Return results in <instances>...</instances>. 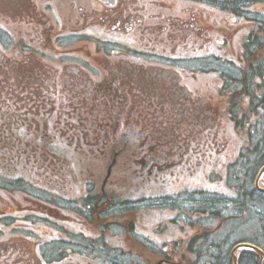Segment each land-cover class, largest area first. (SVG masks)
I'll return each mask as SVG.
<instances>
[{
	"label": "flooded vegetation",
	"instance_id": "obj_1",
	"mask_svg": "<svg viewBox=\"0 0 264 264\" xmlns=\"http://www.w3.org/2000/svg\"><path fill=\"white\" fill-rule=\"evenodd\" d=\"M2 1V3L0 1V9L11 10L15 14L17 23L27 20L30 24L24 28L32 29L36 34L35 39L41 38L38 40L39 43L47 42V46H54L46 52L52 57L48 58L46 54H32L23 60L21 73H25L30 82L33 79L32 83L28 82L30 84L24 86H17L14 82L4 79V65L14 71L15 64L8 54L0 52V124L13 126L16 122L17 132L21 135L18 138L21 141L24 138L29 139L30 135L33 139H38L37 141L42 140L43 136H49L52 141L66 137L65 140L78 141L79 144L81 140L104 139L109 141L111 155L116 153L120 142L124 141L125 153L133 156L135 162L140 161L142 171L158 172L177 163H186L184 167L190 165L194 152L201 151V154H205L210 149L212 136L222 143L225 142L224 121L220 116L219 104L213 105L215 100L211 87L204 86L203 90L189 87L185 80L192 72L189 75L186 69H178L179 65L174 63V60L178 59L174 54L178 51L180 43L176 39L168 40L169 29H160L150 24L153 14L151 8L146 9V5L143 4L146 16L144 25H149L151 31L150 34L143 31L141 36L142 26L138 21L132 23L126 33L116 31L121 29L120 24L114 27L112 24L115 21L110 18L115 12L112 8L115 0L107 1L110 10L102 8L101 11L93 14L92 18L88 15L82 16L81 19H68L69 16L78 15L76 8L72 6H63L64 9L59 7L57 10L51 3L40 6V0ZM189 2L192 4L187 5L188 10L196 11L207 5L206 0H189ZM143 6L135 7L142 9ZM236 8L237 11L242 10L241 5L237 4ZM97 19H105L103 20L105 26L96 28L101 21ZM162 19L167 25L164 16ZM88 20H92L90 24L86 23ZM93 23L96 25H92ZM77 29L88 32L89 37L85 47L64 58L63 55L58 54L63 50L59 45L64 43V38H73L76 35L73 30ZM234 31L227 32L233 34ZM143 39H146L144 44H142ZM163 45H165L164 50H162ZM182 45L190 46L188 42ZM167 48L173 52V55L166 56L172 62L163 63L164 51ZM191 59H196L195 53ZM20 97L25 100L19 104ZM142 97L144 99L140 101ZM44 99H52V101L50 100L48 106H43ZM103 103H108V106L105 108ZM33 104L34 107H38L37 114L35 108L31 109ZM116 105L120 107H115ZM93 111L94 120L90 122L92 116L89 114ZM58 112H61L62 125L59 129L57 126L60 120L54 122L55 118H53ZM27 124L32 128H28ZM89 125L106 127L101 131ZM219 136L221 139H218ZM154 140L156 142H153ZM131 142L136 144L139 142L133 153H130ZM222 143L220 145L224 148ZM28 144L30 143L16 141L12 145H3L1 151L12 156L11 159L18 158L19 162H26L24 167L31 172V177H35V173L42 166L44 167L42 171L48 176L53 175L54 178L58 177L67 181V184L72 183L73 186L78 182L77 176L82 177L83 171L80 170L77 175L75 168L64 154L54 152L50 147L42 151L37 148V143L32 147L25 146ZM76 152L89 154L92 151L88 149L85 152V149H80ZM66 154L74 155L69 150ZM186 156H188L187 160L184 159ZM22 157L26 159H21ZM16 161L14 159L11 163L15 164ZM73 179L74 181L70 182ZM21 180L17 179L16 191L24 188ZM86 183L87 189H90L89 185H94L92 179ZM9 195L12 193L9 192ZM90 195L88 192L87 195L82 196L81 204H73L74 201L71 200L72 207L70 205L60 207L73 212L74 217H69L68 213H63L61 217L49 213L47 209L30 206L15 209V211L27 212V217L24 219H14L19 212L15 215L11 214L10 210L1 213L0 222L4 221L2 224L8 229L10 236H6L8 239L0 240V264H23L19 258L14 259V253H19L22 246L15 239L24 236L23 231H28V234L25 233L27 235L29 233L42 235L40 226L50 225L54 217L61 222L56 224L58 228H66L77 234H81L84 224L87 226L107 224V218L124 222L120 218L114 219L116 215L107 214L106 201L100 204L103 194H98V197ZM33 199L39 203L51 202V198L46 197H33ZM5 217L10 218L5 219ZM52 225L54 226L55 223ZM24 237L32 241L33 251L37 257L41 255L48 264H99L100 260L101 264H111V260L112 264L116 263L115 253L110 256H100V260L96 261L85 260L83 249L80 247L81 241L78 240L76 245H38L31 237ZM9 239H12V245L5 244ZM37 245L38 249H35ZM92 246L94 251L98 247ZM61 247L64 249L55 253L54 249ZM130 247L131 249L128 246L118 247L128 249L125 264H141L142 246ZM30 251L33 252L31 249ZM68 252L74 255L66 259ZM112 256L113 258H110ZM38 262L41 264L39 257Z\"/></svg>",
	"mask_w": 264,
	"mask_h": 264
},
{
	"label": "rangeland",
	"instance_id": "obj_2",
	"mask_svg": "<svg viewBox=\"0 0 264 264\" xmlns=\"http://www.w3.org/2000/svg\"><path fill=\"white\" fill-rule=\"evenodd\" d=\"M1 3L3 2L0 0ZM46 1V2H45ZM111 2L112 0H40L39 5L41 6L44 3H51L54 8H57L59 10L60 8L72 6L75 7L77 11V16H69L68 19H74L78 18L81 19L82 16L87 17L88 15L92 18L93 14H95L97 11H101L102 8L106 10H110L108 8L109 4L107 3ZM0 3V5H1ZM144 5H146V9L149 7L153 11L152 17L150 19V24L155 25V27H159L160 29H169L170 35L168 40L176 39L178 43H180L181 47L184 43H189L190 48L189 50H193L196 47L200 50L199 56L202 58L197 59H191V57L184 56V54H189L186 51H184V48H181L179 45L178 54L179 58L174 61V63H177L180 65L178 69L184 68L188 71L189 75L191 73V76L186 77V83L188 82L189 87L191 89H204L205 87L210 86L211 92L214 96L215 102H213L214 106H218V102L221 101L224 103L225 98L220 96L221 94V87L220 82L229 80L230 78L227 77H233L237 78L239 76H242L246 72H248V68H245L246 65L242 66L240 68L238 66V58H236L237 62H232L231 64H228L229 61H214L212 58H209L202 53L206 52H213L214 51V45H216V39L220 40L223 44L226 43V50L223 51L227 53L229 56L228 58L234 57L233 54L239 53L240 50V38L237 35L231 34L227 32L228 30H234L238 26L233 24L227 25L226 22H230V17L225 18L224 15L216 13L214 10L211 9V7L202 6L203 9L199 8L198 10H188L189 7L187 5H191L192 3L189 2V0H115L114 6L112 8L115 9L114 15L110 16L111 20H114L112 25L114 27H117L120 24V32L126 33V31L129 29L132 23L135 21L141 22L142 30H141V36L143 35V31L145 33L150 34L149 25H144L145 21V11ZM196 4H198L196 2ZM142 5V9H137L135 6ZM64 6V7H63ZM180 6V8H179ZM184 6V7H183ZM182 7V8H181ZM251 10L256 11V13L259 10H263L264 6L261 5H254L250 7ZM83 12V14H81ZM162 16L165 17L167 25H165L164 20L162 19ZM206 19V21L204 20ZM101 20L99 24L93 23L92 25H96V28L99 26H105L104 21L105 19H97ZM16 17L11 10L6 9H0V23L4 24L7 28L10 29L11 33L14 34V38L7 39V42H16L21 39V36H26L30 32V28H24L28 27L30 24L27 22V20L22 22H15ZM92 20L86 21V23L90 24ZM164 22V23H163ZM239 23V22H238ZM17 25H19L22 28H19ZM223 26L225 30L221 29L220 27ZM244 27L242 25L239 30H241ZM70 30V29H69ZM222 32H225L222 34ZM239 32V31H235ZM234 32V33H235ZM3 35L0 33V38ZM149 36V35H148ZM237 36V38H235ZM180 38V41H179ZM2 41V40H0ZM146 43V39H143V43ZM84 48V47H83ZM165 45L162 46V50H164ZM196 52V51H195ZM164 54L173 55V52L170 51V48L164 51ZM174 54V55H175ZM185 57V59H184ZM234 58V59H235ZM22 60V58H20ZM205 64V65H204ZM211 67L215 68L216 71H210L208 75H205L207 71H204L206 68ZM247 69V71H246ZM5 70V76L4 79L9 80L11 82H14L17 86H24L28 82H30V79L20 73L19 71H11L10 68L7 65H4ZM240 70L242 72H240ZM225 73L221 74V72ZM250 72V71H249ZM248 72V73H249ZM216 73V74H215ZM195 74L196 76L192 75ZM33 80V79H32ZM32 80L30 83H32ZM234 80V79H233ZM254 84L251 87V92L255 96H260L259 93V87H257L258 82L253 81ZM28 83V84H30ZM218 83V85H217ZM234 83V81L232 82ZM20 84V85H19ZM235 84V83H234ZM235 90H238L234 88ZM206 93V92H205ZM208 95V94H207ZM242 94L241 96H243ZM143 97L140 98V101H143ZM25 99L20 97L19 104L22 103ZM52 101V99H50ZM49 99H44L43 106H48L50 104ZM33 101V100H32ZM226 104V101H225ZM240 104L244 105L245 101L244 99L240 98ZM18 105V104H17ZM16 105V106H17ZM104 107L108 106V103H103ZM63 107V106H62ZM115 107H120V105H116ZM35 108V112L37 114L38 107H34V104L31 106V109ZM60 108V107H59ZM62 110V108H60ZM90 114L92 117L90 118V122L94 120V111ZM53 118L54 122L56 120L58 121L57 129L61 128V112H58ZM53 122V121H52ZM95 126V125H94ZM1 127V124H0ZM11 128V127H10ZM2 129V127H1ZM7 130V128H6ZM70 132V131H69ZM13 134V132L9 133ZM10 135H6L5 138L7 140V144L12 145L14 143V139L9 137ZM29 139H22L17 138L19 143L28 142L30 144L25 146L31 147L37 142L38 139H33L32 135L28 136ZM49 136H43L42 140L39 139V142H37V145L39 149L42 151L45 149H50L54 152L59 153L58 151L53 150V146L56 141H52L49 139ZM66 137H64L65 139ZM216 140L215 138H213ZM218 139H221L219 136ZM245 138L240 133H235L230 136V143L228 147V151H218L216 153L217 156L214 157V154L209 157L208 154H204L205 159H201L199 157H196L194 159V165L192 166L189 171V174L187 175V169L185 172H183L182 169L176 171V177L174 176H167L169 172H165L162 174L163 181L157 180V178L161 175L162 172L156 173L154 171H142V164L139 163V167H137L135 163V158H128L127 156L121 154L118 155V158L115 159V165L113 167V170L109 176V178L104 182V175L105 170L107 168L108 163L98 161L97 157H93L90 159L87 164L84 163V166L86 164V168H91L89 171V176L94 181V192L98 193L101 191L102 185H107V191L110 192L109 195L113 196L114 198H123V200H119L121 202H118L117 204L119 206H115L113 208V211L111 214H123L126 213V209L129 208V211L132 210L133 215L131 216V220H133V223L135 224V232L131 230L129 233L134 234L135 238H140L145 241V243H152L153 241H156L159 243L160 246L164 247V243L168 242V240H172L173 238H178V230H174L173 225L169 226L168 223L172 222L173 220H176L178 215L176 214L179 209L183 211L185 214H187L189 211L199 209V210H206V208H212V207H221V204H226V201H228V196H230V191L228 190V185L226 183V180L223 178L221 182H217L219 180V174L214 171L215 169L211 168L208 169L207 166L213 165L216 157L219 155L228 154V159L233 158V154L237 153L236 148L239 147V145L243 144V140ZM221 142V140L219 141ZM219 145V144H218ZM217 145V146H218ZM225 146V144H222ZM131 150L130 153H133L134 148L139 146V142L137 144L134 142L130 145ZM48 147V148H47ZM221 148H223L221 146ZM31 149V148H29ZM119 152V151H118ZM117 152V153H118ZM123 153V152H122ZM207 153V151H206ZM119 154V153H118ZM125 154V153H124ZM39 158L43 159L40 155H38ZM83 161L87 160V156H82ZM55 158V157H54ZM11 158H7L6 160H10ZM5 157L0 160V162L4 161ZM14 159H11L13 161ZM114 160V159H113ZM113 160H109L113 161ZM199 160V163H198ZM20 164V162H18ZM9 170L7 171H1L0 169V186L3 187L6 186H12V179L5 180V176L10 175L12 173H23L20 176H23L29 172L28 169L24 168L23 166H17L16 164H5ZM102 165V166H101ZM200 165L202 167H200ZM85 168V167H84ZM100 168L102 171H100ZM44 167H40L37 172L35 173V180H33L34 183H28L25 185H29L28 188H25V190L15 191L12 192V195H9V192H0V214L6 213L5 211H12L11 214H18L20 211H15V209H18L19 207H33V208H41V209H47L48 212L51 214L59 215L61 217L63 213H68L69 217H74L72 215L73 212H69L68 210L64 209V207L60 208L62 205L71 206L70 204L71 200L74 201L73 204H81V196L85 195V191L80 189L83 188V184H78L79 180L76 183V185L73 186L72 183H66L67 181H63L62 179L54 178L53 175L48 176L44 171H42ZM78 169V168H77ZM205 169L207 171H205ZM28 170V171H27ZM33 170V169H31ZM14 171V172H12ZM34 171V170H33ZM213 172V175L211 179L208 178L207 173ZM80 173V170L77 172ZM29 174L26 175L29 178ZM224 174V173H223ZM34 175V174H33ZM149 175H152L149 177ZM32 176V174H31ZM225 176V175H224ZM78 177V176H77ZM81 178V176L79 177ZM101 180V181H100ZM74 181V180H73ZM262 185L264 186V179L261 180ZM30 182V181H29ZM217 182V183H215ZM34 185V186H32ZM203 190H209V191H202ZM1 190V189H0ZM45 191V194H44ZM79 192V193H78ZM33 194H42L45 196H48L52 199L53 202H44L39 203L36 202L35 199L31 195ZM122 196V197H121ZM109 197V196H108ZM113 197H109L108 199L113 201ZM64 199L65 203H59V201ZM67 198V200L65 199ZM132 198V199H130ZM109 206V205H108ZM141 206V209L144 210L147 208V210H144L146 214H139L135 215V211L138 207ZM62 209V210H60ZM139 210H136V212ZM50 214V215H51ZM10 218V217H5ZM54 219H58L57 217H54ZM193 222L196 223V225L199 227V229H204L206 226L211 225L210 222H208V219L200 218L198 221H194L193 218H191ZM59 220V219H58ZM1 221V220H0ZM6 221V220H5ZM4 221L0 222V228H3L4 225L2 224ZM174 224H176L173 221ZM53 223L50 222V225H41L39 230L42 235H32L37 240H46L48 243L46 245H52L55 243H58L60 246H64L66 244V241L62 238H65L62 236L61 233H56L55 227L52 225ZM219 224V220L214 223V227H217ZM62 226V224H61ZM164 226L166 227V230L164 232H158L159 228ZM189 226V225H188ZM50 227V228H48ZM48 228V232L46 233V229ZM93 229L92 231L95 232V235H98L101 233L100 228L96 230L94 227L91 226ZM126 228V226H125ZM189 228H192L189 226ZM187 228L186 232L190 231L191 229ZM38 229V228H36ZM68 230V229H67ZM118 231V230H117ZM28 231H23L22 235L24 236H30L27 235ZM119 232V231H118ZM27 233V234H25ZM115 233L112 230L111 233H107L106 238H112L114 240L110 241L111 239H108V244L114 247H120L131 245L130 239L134 240L133 237H130L128 235L122 234L117 237H115L113 234ZM46 234V235H45ZM109 235V236H108ZM174 235H177V237H174ZM24 236H18L17 240L19 244H21V248L19 249V253H14V259L16 260L19 258L23 264H39L38 257L41 264H48L47 260L39 255L37 257V254L35 251H33V245L31 244L32 241L29 239H26ZM47 236V237H46ZM2 237V234L0 232V239ZM53 238V239H52ZM99 236H93L90 240L96 245H101V243L98 242ZM8 239V238H7ZM123 239V240H122ZM125 239V240H124ZM150 240H153L152 242ZM12 239H9L8 242H6V245H12L11 243ZM68 244V242H67ZM40 245V243H39ZM90 245H92L90 243ZM138 246V245H137ZM83 248V246L81 245ZM103 249L106 250V248L101 245ZM139 247V246H138ZM62 248V249H61ZM61 248H55V253L58 252V250H63L64 247ZM30 249L33 251L31 252ZM35 249H38V245L35 247ZM91 249V248H90ZM88 250V252H92L93 250ZM118 251L119 248H117ZM114 251V250H113ZM94 254H100L99 252H94ZM122 255V254H121ZM127 254L124 253L123 256H126ZM110 256V255H107ZM58 257V255H57ZM110 258H113L110 257ZM154 262V261H153Z\"/></svg>",
	"mask_w": 264,
	"mask_h": 264
},
{
	"label": "trees",
	"instance_id": "obj_3",
	"mask_svg": "<svg viewBox=\"0 0 264 264\" xmlns=\"http://www.w3.org/2000/svg\"><path fill=\"white\" fill-rule=\"evenodd\" d=\"M234 4L237 5L236 2ZM262 34L263 28L252 34L248 42L246 41V51L250 53L248 57L254 59L251 61L250 72L236 79L227 77L230 78L226 80L228 86L221 89L222 97L226 98L223 113L229 126L245 138L238 155L229 159L225 163L224 171L219 173H224L221 178L226 180L230 190L228 201L219 208L195 209L187 214L180 209L176 212L178 217L173 220L176 224L172 221L168 225H173L174 230H178V238L168 240L164 247L155 251L157 255L168 259L169 264H232V248L237 243L245 241L264 249V193L257 191L254 186L256 174L264 164V54L260 55L259 59L255 55L256 51L264 52ZM255 44L259 48L254 49ZM17 46L20 49L27 47L23 40H20ZM18 66L24 65L19 63ZM223 74L225 75L224 72ZM233 79L235 84L230 81ZM254 80L258 82L260 93L258 97L251 92ZM242 94L244 95L241 96ZM240 98L244 99V105L240 104ZM16 125V122L13 123L14 131H17ZM1 127L0 136L11 130L9 124H1ZM27 127L31 128L30 124H27ZM229 132L233 133L230 130ZM102 157L103 160L107 159V155ZM3 189H6V186ZM136 210H141V206ZM191 218L194 221L207 218L211 225L203 230L199 229ZM218 220H222L223 224L214 227ZM187 228L191 230L186 232ZM165 230L166 227L163 226L162 232ZM259 260L257 252L243 249L239 264H260Z\"/></svg>",
	"mask_w": 264,
	"mask_h": 264
},
{
	"label": "water",
	"instance_id": "obj_4",
	"mask_svg": "<svg viewBox=\"0 0 264 264\" xmlns=\"http://www.w3.org/2000/svg\"><path fill=\"white\" fill-rule=\"evenodd\" d=\"M109 173H110V171H109ZM263 174H264V166L259 171V174H258L257 179H256V186H257V188L259 190H263L264 191V188L260 187V185H259L260 179L262 178ZM241 248L253 249V250H255L256 252H258L260 254V256H261V262L264 259V250L261 249L259 246L255 245V244H252V243H248V242H241V243L237 244L233 248V252H232L233 264H238V258H237L236 252L239 249H241ZM160 263L161 262H159L158 264H160Z\"/></svg>",
	"mask_w": 264,
	"mask_h": 264
}]
</instances>
